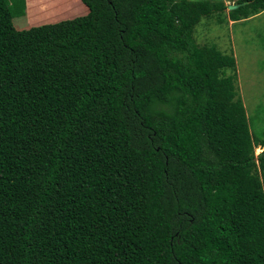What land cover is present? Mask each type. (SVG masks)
I'll use <instances>...</instances> for the list:
<instances>
[{
    "label": "trees",
    "instance_id": "obj_1",
    "mask_svg": "<svg viewBox=\"0 0 264 264\" xmlns=\"http://www.w3.org/2000/svg\"><path fill=\"white\" fill-rule=\"evenodd\" d=\"M80 2L20 29L0 0V264H264V126L195 37L228 5Z\"/></svg>",
    "mask_w": 264,
    "mask_h": 264
},
{
    "label": "rangeland",
    "instance_id": "obj_2",
    "mask_svg": "<svg viewBox=\"0 0 264 264\" xmlns=\"http://www.w3.org/2000/svg\"><path fill=\"white\" fill-rule=\"evenodd\" d=\"M210 1H224L228 5L223 13L225 20L219 24L215 18H204L203 23L196 27L195 37L201 44L214 42L224 52L234 53L239 93L252 121L253 130L258 131L264 126V11L251 16L249 21H232L228 14L229 6H234L237 0ZM9 2L14 23L18 27L39 26L81 15L78 0ZM262 150L263 148L256 147V154Z\"/></svg>",
    "mask_w": 264,
    "mask_h": 264
},
{
    "label": "crops",
    "instance_id": "obj_3",
    "mask_svg": "<svg viewBox=\"0 0 264 264\" xmlns=\"http://www.w3.org/2000/svg\"><path fill=\"white\" fill-rule=\"evenodd\" d=\"M78 2H79V6L81 5V6H83V12H84V9H85V12H86V7L84 6V5H82V3L80 2V0H78ZM71 6L73 5V4H70ZM84 12V13H85ZM82 14V13H81ZM18 27V26H17ZM18 28H20V29H24V28H27V26H24V27H18ZM28 28H30V27H28Z\"/></svg>",
    "mask_w": 264,
    "mask_h": 264
},
{
    "label": "water",
    "instance_id": "obj_4",
    "mask_svg": "<svg viewBox=\"0 0 264 264\" xmlns=\"http://www.w3.org/2000/svg\"><path fill=\"white\" fill-rule=\"evenodd\" d=\"M236 7V5H234V6H229V9H232V8H235Z\"/></svg>",
    "mask_w": 264,
    "mask_h": 264
}]
</instances>
